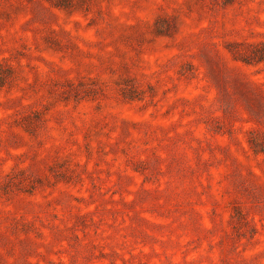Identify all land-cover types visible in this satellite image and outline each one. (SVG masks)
<instances>
[{"label":"rangeland","instance_id":"obj_1","mask_svg":"<svg viewBox=\"0 0 264 264\" xmlns=\"http://www.w3.org/2000/svg\"><path fill=\"white\" fill-rule=\"evenodd\" d=\"M0 264H264V0H0Z\"/></svg>","mask_w":264,"mask_h":264}]
</instances>
